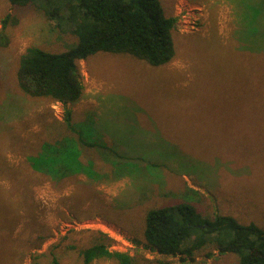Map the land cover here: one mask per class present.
Masks as SVG:
<instances>
[{"label": "rangeland", "instance_id": "rangeland-1", "mask_svg": "<svg viewBox=\"0 0 264 264\" xmlns=\"http://www.w3.org/2000/svg\"><path fill=\"white\" fill-rule=\"evenodd\" d=\"M159 1L176 19L174 59L153 67L127 54L96 53L78 62L82 98L62 104L23 94L16 73L28 48L61 52L76 38L60 34L35 7L12 9L0 0V29L8 13L18 19L0 45V170L28 176V210L17 194L7 203L17 215L10 238L43 235L30 253L60 241V263L79 264L66 247L89 245L100 232L132 264H239L237 255L213 247L183 259L145 244L146 212L178 202L204 217L230 215L264 229V0ZM67 112L119 154L77 146L94 178L54 181L28 168L27 156L44 141L70 137L60 128ZM6 180L0 183L8 187ZM14 250L18 264H29V255L21 262V249ZM37 261L50 264L48 256Z\"/></svg>", "mask_w": 264, "mask_h": 264}, {"label": "trees", "instance_id": "trees-1", "mask_svg": "<svg viewBox=\"0 0 264 264\" xmlns=\"http://www.w3.org/2000/svg\"><path fill=\"white\" fill-rule=\"evenodd\" d=\"M6 2L12 9L35 7L38 14L51 22L60 34L76 38L61 52H47L36 47L26 50L20 59L16 79L21 92L33 100L45 98L62 104L78 102L84 91L78 62L99 52L127 54L153 67L167 65L175 57L173 31L176 19L165 15L159 0ZM17 23L18 19L12 13L1 21L0 45H4L3 40L7 41L6 28ZM63 119L60 128L67 130L70 137L60 140L61 137L54 143L44 141L37 155L27 156L28 168L36 175L47 176L54 181L76 173L94 178L93 165L80 161L77 146L97 147L115 157L118 152L99 141L101 137L92 124L72 123L70 112L65 113ZM27 177L17 169L0 170V181L7 179L9 183L8 187L0 183V264H18L20 255L14 249H21V262L29 255V264H39L37 259L44 256H48L50 264H61L57 253L60 241L38 254L29 250L36 241H43V235L36 234L35 237L29 233L19 241L10 238L17 215L7 200L17 194L22 200L21 206L28 210ZM4 205L8 212L2 209ZM143 235L145 244L163 255L178 254L183 259L192 258L202 249L213 247L219 254L237 255L239 264H264V229L254 223H240L230 215L204 217L195 205L187 202L148 210L144 216ZM107 240L106 235L98 232L91 244L83 247L68 245L66 249L76 251L79 264H94L97 260L132 264L133 258L128 253L110 250Z\"/></svg>", "mask_w": 264, "mask_h": 264}]
</instances>
